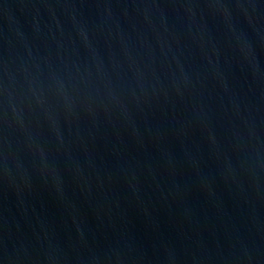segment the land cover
I'll list each match as a JSON object with an SVG mask.
<instances>
[{
    "label": "water",
    "instance_id": "water-1",
    "mask_svg": "<svg viewBox=\"0 0 264 264\" xmlns=\"http://www.w3.org/2000/svg\"><path fill=\"white\" fill-rule=\"evenodd\" d=\"M0 264H264V0H0Z\"/></svg>",
    "mask_w": 264,
    "mask_h": 264
}]
</instances>
